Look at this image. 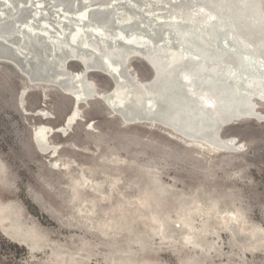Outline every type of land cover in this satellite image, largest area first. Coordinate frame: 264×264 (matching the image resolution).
<instances>
[{
    "label": "rangeland",
    "instance_id": "rangeland-1",
    "mask_svg": "<svg viewBox=\"0 0 264 264\" xmlns=\"http://www.w3.org/2000/svg\"><path fill=\"white\" fill-rule=\"evenodd\" d=\"M21 88L0 65V264H264V123L227 126L244 148L209 152L124 127L92 100L68 134L49 135L51 157L32 130L62 124L70 99L28 90L25 113Z\"/></svg>",
    "mask_w": 264,
    "mask_h": 264
},
{
    "label": "bare ground",
    "instance_id": "bare-ground-1",
    "mask_svg": "<svg viewBox=\"0 0 264 264\" xmlns=\"http://www.w3.org/2000/svg\"><path fill=\"white\" fill-rule=\"evenodd\" d=\"M120 1L124 0H74L75 7L69 9V7H64L63 0H53V3H50V7H47L48 3L46 0H0V15H2L3 18L5 17L1 20L15 17L16 15L15 13L10 14V12H8L10 9L8 5H11L14 11L18 5L25 9V13L22 17L16 20V26L13 29H10L8 26L5 27L2 31L0 30L2 33V35L1 33L0 35L4 39L13 36L11 39L12 41L9 40V42L13 43L15 49L23 53L24 56L28 54L33 55L35 52L37 53L35 45H38L44 49L45 57L52 59L56 54L55 49L50 48V45H53L52 43L58 37L64 36L59 29L53 27L54 22L60 25L63 32H65V28H70L65 25L66 20L67 23H72L71 25H74L77 29L84 30L87 28L93 32L100 31L104 28L92 17L96 10H108L109 7H111L117 12L115 18L119 23L128 21L133 17L131 13L122 6ZM128 2L141 10V12L151 20V23L158 28L166 27V33H170V30H172L174 33L173 39L176 41V43H173L172 41L167 43L161 41V43H158V41H153L151 37H149L148 32L143 28H135L129 32L123 31L121 27L110 28L109 35L112 39L121 35V39L125 41H134V44L137 45L129 47L130 49L128 52H130L131 56L126 69L131 75V78L135 81L134 84L131 85L134 89L149 86V96L144 99L140 107L141 111L140 109L134 110V108L124 107V105L122 107L120 104L122 96L118 93L120 87L119 89L118 87L113 89L107 87L104 83V86L99 88L96 81L91 77L84 78V80L90 85H93V88H91L88 93L80 92L77 87L75 88V84H80L78 78L82 74V71L77 67L69 69V67L66 66L62 72L46 74L40 72L36 74V77L51 80L68 79L71 83L69 85L72 86L74 89L73 92L78 97H85L88 94L96 92L102 94L106 98H112L114 107H117L116 110L119 112L118 117L120 119L121 116L125 119H135L138 122L136 125L142 122L140 118H146L155 124L163 122L167 123L173 119V114H177L180 122H184V115H186L194 120L200 119L206 122H203L206 125V128L200 133V137L204 140L216 145H222L227 142L232 143L234 146L244 145V141H241L235 135L231 136L233 134H227L229 136H216L215 128L217 125L224 124L228 117L235 113L253 114L256 117L264 116V108H253L256 104L254 97L258 95V93L242 86V76L239 71V56L241 52H245L255 60L260 68H262L261 72H264V0H142V3H138L136 0H128ZM49 8L52 9L49 10ZM68 15L70 18H67ZM110 16L111 13L109 17ZM85 19H87V22H84ZM39 23L42 24V26H39ZM141 24L146 25L144 21H141ZM147 25L151 31L154 30L150 23H147ZM72 30L73 29H70V32ZM29 33H33V36H30ZM17 35H20V38L17 37ZM25 40L28 41V43L25 44ZM147 43L150 44L147 45ZM166 45L169 46L171 50H176L178 48L183 52L189 53L190 56L198 61L204 60L208 64H212L208 68V71H213V66L217 63L219 64L221 71L224 69L230 74L226 82L221 78H215L212 76L206 78V84L213 87L216 94H218L217 96L221 99L223 106L225 105L226 107L225 110L221 109L218 111L217 117L212 116L213 111H211L212 108L210 106L213 104L212 98L200 92L192 96L189 90V85H185L186 83L183 86L184 90L181 94L190 102V107L185 105L184 102H181L176 96L172 97L168 94L165 96L160 94L153 95L154 93L151 86L154 82L155 74L152 72V74L149 75L147 73V67L135 59H147L151 65L154 61V55L157 51H163V48ZM143 49L146 50L144 51ZM90 54L91 52L87 49H76L74 50L73 56L75 58L74 60H78L82 58L86 59ZM0 55L15 57L16 54L14 55L8 47L0 45ZM99 62L100 60L95 61V64L92 66H100ZM0 65L9 66L6 63H0ZM117 67L118 65L112 62L108 64L109 71L118 83V79L123 80L124 76ZM134 69L143 72L145 78L139 77L138 74L133 71ZM14 71L22 81V88L20 89L17 99L18 107L23 108L25 113H30L31 111L25 108V105H20V101L23 91H26L27 87L31 84L27 82L24 76L19 74L17 70L14 69ZM113 71H116L117 74ZM175 79L180 82L182 78L176 73ZM228 84L237 90L235 93L239 96L253 97L252 103L249 102V100H231L227 95L229 88ZM32 89H38L41 101L45 100L42 96L46 95L47 91H45L42 86L39 87L35 85ZM259 97L262 102H264V93ZM89 102L87 104H89ZM87 104L81 103L78 107H70L63 122L68 120V123H70L77 115L82 117V114H79L78 110L79 108L83 109V105L85 106ZM123 108L125 110H123ZM124 111L130 112L132 117H127L125 115L126 112ZM142 111L144 114H141ZM32 114L39 115L43 119L51 117L49 112L42 107L34 109ZM116 120L118 119L116 118ZM118 122L124 127L131 126L122 124L121 120H118ZM63 125L64 123L58 125L59 129H64L65 126ZM86 126V128L91 129L93 127V122H88ZM59 131L58 133H60ZM160 131L163 132L162 130ZM53 133L52 126L49 124L40 123L34 126L31 138L36 149L40 153L50 154L57 151L59 145L53 144L49 140V135ZM170 133L172 134L173 132ZM65 135L66 134L63 136ZM165 135L168 136L167 133ZM174 135L175 138L168 137L180 141L187 146H196L200 149H206L209 152H220V150L206 146L202 142H198V145L190 144L191 142L186 144L181 136L177 134ZM54 155L55 154L52 156ZM53 163L57 166L60 165L57 161H54Z\"/></svg>",
    "mask_w": 264,
    "mask_h": 264
},
{
    "label": "water",
    "instance_id": "water-1",
    "mask_svg": "<svg viewBox=\"0 0 264 264\" xmlns=\"http://www.w3.org/2000/svg\"><path fill=\"white\" fill-rule=\"evenodd\" d=\"M60 1V0H59ZM74 0H63L64 7H69V9L75 7ZM138 3H142V0H136ZM48 3L47 7H50V5L53 3V0H46ZM122 3V6L131 13L133 16L128 21H125L123 23H119L116 20V11L109 7L108 10L105 9H99L96 10L92 17L93 19L97 20L102 27L103 30L100 31H91L90 29L85 28L83 29H77L74 25H71L72 23H67V20L65 21V25L70 27L69 29L65 28V32L62 31L60 25L53 23V27L56 29H59L61 34H63V37H58L52 44L50 45V48L55 49L56 56L54 58H48L45 57L44 49L38 45H35V48L37 50V53H33V55H26L24 56L23 53H21L19 50L15 49L14 44L9 42V40L12 39V37H8L7 39H4L0 35V45H4L9 48V50L15 55V57L11 56H4L0 55V63H6L10 66V68L15 73L14 69L18 71L19 74L24 76V78L29 82L31 85L27 87L26 91H23L20 105H24L25 103V94L28 90L34 88L35 85L39 87H43L45 91L48 89L53 88L54 90H57L64 96H67L70 101V107H78L81 103H88L90 100H96L101 103V105L104 107V114L107 118H110L111 116L116 117L118 120H121L122 124L125 125H136L138 122L135 119H125L121 116V119L118 117L119 112L116 110L117 107H114L113 99L112 98H106L102 94L93 92L92 94H88L85 97H78L73 92L74 89L69 84L70 81L68 79H59V80H51L47 78H38L36 77V74L42 73H54V72H62L66 66L68 67L69 64L72 62L75 64V68L77 67L82 71V74L79 76L80 84H75V88L80 92L88 93L91 88H93V85H90L87 83L84 78L91 77L92 73L98 74L103 82L107 85L109 88H116L120 87L119 94L122 96L121 98V105L123 107H129L134 108V110H139L144 99L149 96L148 87H138L134 89L131 85L134 84V80L131 78V75L126 69V66L129 63L130 58V52L129 47L137 46L134 44V41H125L121 39V35H118L115 37V39H112L109 35V30L112 27H121L123 31L129 32L132 29L139 28V29H145L148 32L149 37L153 41H158V43L162 42H169L172 41L173 43H176V41L173 39L174 33L172 30H170V33H166L165 28L161 27L158 28L153 23H151V20L146 17L145 14L141 12V10L137 9L135 6L130 4L128 0L120 1ZM51 3V4H50ZM10 9H12L11 5H8ZM8 10L10 14L15 13V17H9L5 20L2 15H0V30L2 31L5 27H10V29H13L16 25L15 22L17 19L21 18L22 15L25 13V9L17 6L16 10ZM52 8H49V10ZM115 11V12H114ZM111 13V18L109 17ZM20 16V17H19ZM67 18H70L69 15ZM65 18V19H67ZM141 21H144L147 25V23L151 24V27L154 29L151 31L149 29L148 25L141 24ZM64 22V21H63ZM84 22H87V19L84 20ZM83 23V22H82ZM39 26H42V24L39 23ZM109 27V28H108ZM70 29H73L70 32ZM94 33V34H93ZM30 36H33V33H29ZM16 36V35H15ZM17 37L20 38V35H17ZM26 39V38H25ZM173 39V40H172ZM12 41V40H11ZM24 43H28V41H24ZM150 43H147L149 45ZM22 49V48H21ZM76 49H87L91 52L90 56L86 59H78L74 60V50ZM24 50V49H22ZM144 51L146 49H143ZM25 52V51H23ZM13 56V55H12ZM240 74H241V81L242 86L246 89L255 91L258 93L254 97L256 104L253 106V108H264V102L260 99V95L264 93V72L262 71V68L258 66V64L255 62V60L245 52H241L240 54ZM100 60L99 64L100 66H92L95 64V61ZM136 61L140 62L142 65L147 67L148 71L147 73L149 75L155 74L154 82L151 86L153 89V95L160 94L165 96L166 94L170 96H176L178 99L181 100V102H184L185 105L190 107V102L187 101L182 96V91L184 90V84L189 85V90L194 96L197 93H203L204 95H207L208 97L212 98L213 104L210 105L212 110V116L217 117V113L219 110L223 109L225 110V105L223 106V103L221 102V99L217 96L216 91L213 89L212 86L206 84V78L208 76H212L215 78H221L223 81H227V78L230 76L226 70H222L219 67V64H214L213 71H208V68L212 64H208L206 61L201 60L198 61L192 56H190L189 53L183 52L180 49L171 50L169 46H165L163 48V51H160L154 55V61L150 63L147 61V59L144 58H136ZM114 63L118 65V70L123 74L124 79H118V83L114 79V76H112V73L108 69L109 63ZM46 72H45V71ZM115 74L116 71H113ZM178 73L180 76L181 81H176L175 74ZM24 79V80H25ZM105 85V86H106ZM229 85L228 88V97L233 100H243L252 103L253 97H242L239 96L237 93V90L232 88ZM44 99L48 97V94L43 95ZM215 108V109H214ZM79 108L78 113L82 114L83 109ZM123 110H125L123 108ZM141 111V109H140ZM126 112L127 117H132L130 115V112ZM141 114H144L142 111ZM111 115V116H110ZM77 118H82L81 116L77 115L70 123H68V120L64 121L65 128L59 129L58 126L52 127L53 132L59 131L62 135L68 134L74 124L76 123ZM247 118V119H245ZM141 123L140 125H143L147 128H158V130H162L165 134L167 133L169 137L175 138L174 134H177L185 140L184 142L188 144H197L198 142L204 143L206 146H209L211 148H214L216 150L224 151L228 150L231 152L240 151L244 148V145L240 146H234L232 143L227 142L222 145H216L213 144L207 140H204L200 137V133L206 128V125L203 123L205 121H202L200 119H192L189 116L184 115V122H180L179 116L177 114H173V119L170 122H163L160 124H155L154 122H151V120H147L146 118H140ZM246 120H253L256 123H264V116L263 117H256L253 114H232L226 122L222 125H217L215 128V135H224L223 130L225 127L231 125V124H237L242 121ZM94 122V121H93ZM206 123V122H205ZM89 126V125H88ZM87 127V126H86ZM169 130V131H168ZM170 132H173L172 134ZM51 133V131H50ZM176 135V136H177ZM180 138V137H179ZM187 139V140H186ZM189 140V141H188ZM191 140V141H190ZM57 151L50 153L49 155L52 156L53 154H56Z\"/></svg>",
    "mask_w": 264,
    "mask_h": 264
}]
</instances>
